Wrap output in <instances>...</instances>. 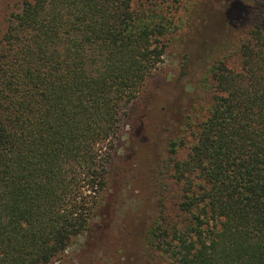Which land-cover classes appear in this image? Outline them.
<instances>
[{
  "label": "trees",
  "instance_id": "trees-1",
  "mask_svg": "<svg viewBox=\"0 0 264 264\" xmlns=\"http://www.w3.org/2000/svg\"><path fill=\"white\" fill-rule=\"evenodd\" d=\"M131 3L21 0L6 15L0 264H50L98 226L128 105L185 18ZM238 3L240 34L197 84L201 117L185 115L152 174L144 245L164 264H264V0Z\"/></svg>",
  "mask_w": 264,
  "mask_h": 264
},
{
  "label": "rangeland",
  "instance_id": "rangeland-1",
  "mask_svg": "<svg viewBox=\"0 0 264 264\" xmlns=\"http://www.w3.org/2000/svg\"><path fill=\"white\" fill-rule=\"evenodd\" d=\"M238 1L132 0L134 9L171 5L176 8V22L178 17L185 18L161 62L128 105L122 128L127 132L113 146L98 226L78 236L50 264H164L161 256L144 245L156 209L152 174L165 156L169 139L181 132L185 115H202L197 84L226 44L240 34L229 25L230 16L241 15ZM20 2L0 0V33L6 15Z\"/></svg>",
  "mask_w": 264,
  "mask_h": 264
}]
</instances>
